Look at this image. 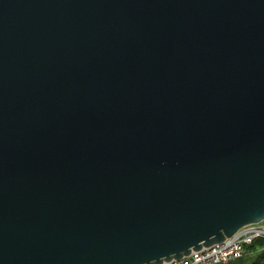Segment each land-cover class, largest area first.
I'll use <instances>...</instances> for the list:
<instances>
[{
	"label": "water",
	"instance_id": "1",
	"mask_svg": "<svg viewBox=\"0 0 264 264\" xmlns=\"http://www.w3.org/2000/svg\"><path fill=\"white\" fill-rule=\"evenodd\" d=\"M264 221V0H0V264H166Z\"/></svg>",
	"mask_w": 264,
	"mask_h": 264
},
{
	"label": "built area",
	"instance_id": "2",
	"mask_svg": "<svg viewBox=\"0 0 264 264\" xmlns=\"http://www.w3.org/2000/svg\"><path fill=\"white\" fill-rule=\"evenodd\" d=\"M264 249V221L241 228L221 245L166 264H230Z\"/></svg>",
	"mask_w": 264,
	"mask_h": 264
},
{
	"label": "rangeland",
	"instance_id": "3",
	"mask_svg": "<svg viewBox=\"0 0 264 264\" xmlns=\"http://www.w3.org/2000/svg\"><path fill=\"white\" fill-rule=\"evenodd\" d=\"M230 264H264V249L257 251L251 257L246 256Z\"/></svg>",
	"mask_w": 264,
	"mask_h": 264
},
{
	"label": "trees",
	"instance_id": "4",
	"mask_svg": "<svg viewBox=\"0 0 264 264\" xmlns=\"http://www.w3.org/2000/svg\"><path fill=\"white\" fill-rule=\"evenodd\" d=\"M237 262V261H236Z\"/></svg>",
	"mask_w": 264,
	"mask_h": 264
}]
</instances>
